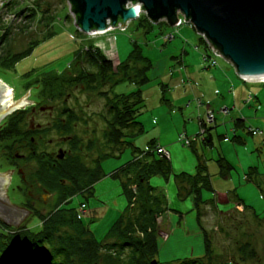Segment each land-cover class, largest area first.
I'll use <instances>...</instances> for the list:
<instances>
[{
  "label": "rangeland",
  "instance_id": "obj_1",
  "mask_svg": "<svg viewBox=\"0 0 264 264\" xmlns=\"http://www.w3.org/2000/svg\"><path fill=\"white\" fill-rule=\"evenodd\" d=\"M35 1L14 0L12 3L4 2L2 5L0 3V37L8 31L5 40L0 42V78L6 82V85L14 88L13 100L21 98L30 90L31 100H36L39 106L46 108L52 106V109L44 111L39 107L34 118L35 124L49 126L64 104L39 101L35 87L26 89L30 78L49 70L62 72L69 69L75 57L91 44L101 48L113 60L117 69L120 62L124 61L133 50L134 45L138 44L144 54L152 59L153 68L149 72L151 80L140 86L143 107L138 120L143 123L144 131L135 136L132 142L134 145L145 147L155 139L157 144L168 150L173 169L178 172L182 167L191 168L196 160L193 144L200 140L203 142L211 132L213 145L206 148L210 149L207 154L212 157L207 161L211 174L219 170L216 160L220 155L235 166L229 177L211 175L215 191L236 193L240 198L234 200L232 197L229 205L225 204L221 211H217L218 216H215L214 210L211 211V208H208L206 215L211 214L208 222L205 221L206 215L203 218V225L210 231L214 240L217 262L219 264H264V80L241 78L228 59L211 51L204 36L190 22L175 27L169 25L166 20H161L152 24L153 29L147 30L146 25L141 24L138 19H133L125 30L116 28L105 34L91 36L78 30L75 23L76 16L68 0H40L41 6L38 7L37 13L32 12L28 7ZM181 16L184 18L183 15ZM49 20H51L50 25L47 24ZM168 34H173L174 37ZM35 39H40V42L29 56L19 61L14 67L2 64L8 53L24 51ZM195 45H198V48ZM203 52L213 54L217 60L216 67L206 68L207 63L203 59ZM189 70L191 75L188 73ZM216 70L228 72L235 78L237 94L234 95L232 91L234 87L230 91L228 88L224 89V82L218 81V77L217 79L213 77ZM192 85L200 90L204 87L207 97L202 90L201 93H195L194 90L190 93ZM138 88L139 85L126 80L115 85L114 91L129 93ZM254 94L259 95L256 101L255 97L253 98ZM198 97L205 101L199 104ZM67 103L78 111L83 108L88 115L86 116L88 125L81 122L77 126L79 134L85 139L96 138L101 141L102 132L106 127L103 118V114H106L105 98L95 92L81 91L76 88L67 97ZM224 108L227 109V113L222 111ZM208 109L213 110L215 114V119H211V122L207 120ZM239 118L244 120L241 126H237L236 121ZM251 128L258 133L253 134ZM234 129L238 130L237 135L242 136V140L234 137ZM181 134L198 139L191 143L192 146L184 145L179 141ZM224 136H227V141H224ZM47 138L50 141L46 148L59 154L60 143H62L60 141L65 139L61 138L55 130L51 131ZM128 139L131 141V137ZM61 147L67 148L65 144ZM93 151L88 153V160L98 155L97 150ZM18 152L26 154L25 149H19ZM6 155L7 152L0 146V170L2 171H6L9 167L20 166L23 170L31 172L37 167L36 161L29 158L28 154L22 159L23 161H19L17 157L7 158ZM131 158L132 146L128 145L120 157L104 160L103 168L107 172L112 171ZM251 166L257 167L259 172L253 174L251 179H246L245 173ZM7 177L10 178V174ZM19 182L18 174H14L4 195L9 203L17 208H21L24 194H26V191L23 193L17 189ZM44 188L40 186L36 192L37 201L42 203L39 207L43 206L40 212L46 214L56 204L54 200L56 196L45 193ZM171 188L173 191L170 194L175 206H189L188 210H190L192 203L183 202L177 198L176 186L170 187L169 190L165 188L166 194L168 195ZM205 195L212 197V194L208 192ZM224 198H219L220 202H224L222 200ZM242 200L251 208L244 210L239 203ZM81 202L87 204L84 210L81 208L83 204L80 206ZM127 204L128 199L123 192L120 178L107 175L96 182L93 194L76 195L65 207L76 209L80 206L78 210L84 223L101 239ZM29 205L26 210L31 213L18 225L9 224L2 218L0 221L2 220L13 229L26 226L39 230L40 217L33 213L36 212L35 205L30 203ZM212 205L214 206L215 203ZM192 211L188 213V217H194V222L199 225L194 204ZM164 218V215L158 218L161 228L159 229L161 261L198 257L204 253L202 230L201 236L196 238L192 236L193 233L190 235L189 232L181 230V224L175 230L172 227L170 229ZM188 219L191 224L190 218ZM5 230L7 229L0 226V232ZM244 242H249L253 249L247 254L242 253L238 248Z\"/></svg>",
  "mask_w": 264,
  "mask_h": 264
},
{
  "label": "trees",
  "instance_id": "obj_2",
  "mask_svg": "<svg viewBox=\"0 0 264 264\" xmlns=\"http://www.w3.org/2000/svg\"><path fill=\"white\" fill-rule=\"evenodd\" d=\"M40 6V0H36L28 7L37 13ZM137 19L146 25L147 30L153 29L154 23L145 13H141ZM50 21H47L48 25ZM7 32L1 35L0 42L5 40ZM39 42L40 39H35L24 51L8 53L2 64L14 67L29 56ZM152 68V59L144 54L138 44L134 45L117 69L101 48L91 44L75 57L69 69L62 72L49 70L28 80L26 89L35 87L39 101L62 102L64 106L49 126L36 129L28 122L30 107L14 111L0 128V146L7 152V158H16L19 149L26 150V154H23H28L37 163L32 175L38 188L44 186L48 192L55 194L56 204L46 214L40 212L42 203L37 201V205L34 204L36 212L33 213L41 220L39 230L26 226L13 229L0 221V226L7 229L0 232V264H219L213 237L203 225L206 209L214 208L213 197L205 195L215 192L207 164L209 159L194 148L197 159L195 172H175L170 157L157 150L159 145L155 139L145 147L132 142L135 136L144 131L143 123L138 120L143 107L140 86L151 80L149 72ZM126 80L139 85V88L129 93H115V85ZM76 88L95 92L106 100V114H103L106 127L101 141L85 139L77 131L79 123L88 125L89 122L83 108L78 111L67 103V97ZM236 122L237 126H241L244 120L239 118ZM53 130L65 139L60 141L61 146H67L62 149L63 157L46 148L50 141L47 135ZM130 137L131 141L128 139ZM234 137L241 139L236 134ZM212 141L210 136L205 137L204 147L212 145ZM128 145L132 146V158L107 172L103 168V161L120 157ZM93 150H97L98 155L88 160V153ZM216 161L220 177H228L235 168L223 155ZM258 172L257 167L251 166L246 178L251 179ZM107 175L120 178L128 204L99 239L84 223L78 210L82 204L87 208L86 202H81L76 209L65 205L76 195L93 194L96 182ZM154 177L165 180L172 178L177 188V198L183 202L190 199L194 204L204 244V253L198 257L160 260L158 218L172 207L169 206L165 190L152 183ZM19 190L25 191L24 188ZM232 197L234 200L240 199L236 193H231ZM239 203L244 205V210L251 208L243 200ZM238 248L244 254L253 250L249 242L241 243Z\"/></svg>",
  "mask_w": 264,
  "mask_h": 264
},
{
  "label": "water",
  "instance_id": "obj_3",
  "mask_svg": "<svg viewBox=\"0 0 264 264\" xmlns=\"http://www.w3.org/2000/svg\"><path fill=\"white\" fill-rule=\"evenodd\" d=\"M3 1L10 0H0ZM68 1L76 16L77 28L86 34L104 32L109 28H127L131 20L139 17V12L145 13L153 23L166 20L169 25L175 26L181 13L207 38L210 47L214 46L234 65L241 78L255 80L253 78L264 76V0ZM29 94L30 90L13 100L12 91L0 81V121L14 110L29 104ZM60 153V157H63L62 149ZM9 174H0V181L6 180L8 185ZM5 191L6 188L4 191L0 189V218L18 225L25 218L19 222L11 219L24 211L9 203L4 196Z\"/></svg>",
  "mask_w": 264,
  "mask_h": 264
},
{
  "label": "crops",
  "instance_id": "obj_4",
  "mask_svg": "<svg viewBox=\"0 0 264 264\" xmlns=\"http://www.w3.org/2000/svg\"><path fill=\"white\" fill-rule=\"evenodd\" d=\"M195 47L196 48H198V45H195ZM204 53L205 52H203V56H204ZM217 66V65H216ZM215 66V67H216ZM212 67H214V66H207L206 68H212ZM191 70H189L188 71V73L191 75V72H190ZM213 77H218V81H222V82H224V84H223V86L225 85V88L224 89H226V88H228V90L230 91V90H232L233 89V87H234V89L232 90V91H234L233 93H234V95L235 94H237V89H236V87H237V85L235 84V78L234 77H232V76H230L229 74H228V72H223V71H215V73H214V75H213ZM217 79V78H216ZM0 81L2 82V83H4V84H6V82H4L1 78H0ZM244 81V80H243ZM246 83H247V81H245ZM196 85V84H195ZM195 85H192V87H191V91H190V93H192V91L194 90L195 91V93H201V90H202V92L205 94V97H207L206 96V91L204 90V87H203V89H201L200 90V88H198V87H195ZM7 87L10 89V91H12V93L14 94V88L13 87H11L10 85H7ZM256 94H254L253 95V98H254V100L256 101V99H258L259 98V95L257 96H255ZM197 99H202V98H197ZM231 101H232V99H230ZM203 101H205V100H203ZM253 101V100H252ZM197 106H199L198 104H197ZM200 107V106H199ZM234 133L237 135V133H238V130H236V129H234ZM239 134V133H238ZM208 136H210L211 138H212V140H213V134L211 133V132H209L208 133ZM240 138H242L243 139V137L242 136H239ZM237 139H239V138H237ZM241 139V140H242ZM228 140V138H227V136H224V141H227ZM214 141V140H213ZM212 141V142H213ZM159 146H161L160 144H158ZM213 145V144H212ZM212 145H210V146H208V147H212ZM193 148H195V149H197V150H199L201 153H204V155H205V157L207 158V159H212V157H210V156H208V154H207V152L210 150V149H206V148H208V147H204V143L200 140V141H198V142H195L194 144H193V146H192ZM221 152H219V154H220ZM195 162H194V164L191 166V168H185V167H182V169L181 170H179L178 172H180V171H187V172H190V173H193V172H195V170H196V165H197V159L196 160H194ZM182 162V161H181ZM183 165H185L184 163H183ZM208 168H209V170H210V172H211V169H210V166L208 165ZM212 173V172H211ZM215 173V174H214ZM213 174H211V175H219V170L217 171V172H214ZM231 175V172H230V174L228 175V177ZM245 178H246V173H245ZM247 179V178H246ZM172 182H173V179L171 178L170 180H166L165 181V179L164 178H161V177H154L153 179H152V183L154 184V185H156V186H159V187H161V188H163L164 190H165V192H166V189L168 188V190H169V188L170 187H174L175 185H172ZM166 188V189H165ZM173 191V189L171 188V191H168V195H167V198H168V201H169V206H171L172 207V209H170V210H168L167 212H165L163 215H164V221L167 223V227H169L170 229H171V227H172V229L173 230H175V228H179V227H177V226H179V224H181L182 226H180V229L182 230H184L185 232L187 231V232H189V234L190 235H192V233H193V237H195L196 236V238H199L200 236H201V228L199 227V225L197 224V223H195L194 222V217H188V213H191V212H193L192 211V208H193V203H192V201L190 200V199H188V200H186V201H190L191 203H192V208H190V210H188L189 208V206L188 207H186V206H182V205H178V206H175V203L173 202V199H172V194H170L171 192ZM230 193V192H229ZM226 193V192H222V193H217L216 191L212 194V197H213V201H214V203H215V205H214V208L211 210V211H213L214 210V212H215V216H218L219 215V213L217 212L218 210H222V207H224L223 205H229L230 204V200H232L231 198H230V194L232 193ZM233 194V193H232ZM223 197H225L224 199H222V200H224V202H220V199L219 198H223ZM242 206H243V208H244V205L242 204ZM206 212H208V208L206 209ZM207 214V213H206ZM211 214H209V215H206V222H208V218H209V216H210ZM188 218H190V220H191V224L188 222ZM192 221H193V225H192ZM186 226V227H185ZM161 229V228H160ZM189 230V231H188ZM201 254V253H200Z\"/></svg>",
  "mask_w": 264,
  "mask_h": 264
},
{
  "label": "flooded vegetation",
  "instance_id": "obj_5",
  "mask_svg": "<svg viewBox=\"0 0 264 264\" xmlns=\"http://www.w3.org/2000/svg\"><path fill=\"white\" fill-rule=\"evenodd\" d=\"M27 100L29 101V104H27L25 107H22L20 109H26L27 107H30V111H29V118H30V120L28 121L29 124H30V126L33 129L43 128V125L42 124H35L34 123V118H35L36 112H37V110H38L39 107H40V109L42 111H44V110H47V109L48 110L49 109H52V106H50L48 108L43 107V106H39V104H38V102L36 100H31L30 95L28 96ZM17 110H19V109H16L14 111H17ZM10 114H8V115H10ZM8 115H6L0 121V128L4 124V122H5V120H6V118H7ZM43 141H44V138H42V142ZM31 148H34V146H32ZM59 148L60 149H63L61 146ZM15 155H16L17 159H20L19 161H23L22 159L25 158V154L20 153V152L19 153L17 152ZM58 157H60V153H59V156ZM0 171H1L0 174H3L2 172H10L11 173L10 174V178H9L10 179L9 180V184L8 185H6V180L0 181V189L1 190L4 191L5 188L7 189L8 186H10L12 176H14V174H18V176L20 178V182H19V184L17 186V189L24 188L25 191H26L25 192L26 194H24L26 197L24 196V201L21 203L22 206H21V208H19V210H23L24 211L23 214L22 215H19V216L17 215L13 219H11V221H13V222H19V221H21V220H23L25 218L24 216H27V214H29V212L26 211V208H28L30 206L29 203L31 205L37 203L36 201H37L38 195H37L36 189L38 188V184H37L36 178L32 175V171L31 172H28V170H26V169L23 170L20 166H18L17 168H15V167H9V169H7L6 171H2V170H0ZM44 191H45V193H50L51 195H53V193L48 192L46 188H44Z\"/></svg>",
  "mask_w": 264,
  "mask_h": 264
},
{
  "label": "built area",
  "instance_id": "obj_6",
  "mask_svg": "<svg viewBox=\"0 0 264 264\" xmlns=\"http://www.w3.org/2000/svg\"><path fill=\"white\" fill-rule=\"evenodd\" d=\"M4 2H7V1L0 2L1 5H2ZM141 13H142V12H139V16L141 15ZM181 15H183V14L179 13V15H178V16H179V21H178V23L175 25V27H180V26H182L185 22H188V21H186L185 16L183 15V16H184V18H183ZM128 24H129V23H128ZM120 28H121V30H125V29H126V28H122V27H120ZM112 29H113V28H109V29H107V30L104 31V32L93 31V32L89 33L88 35H91V36L101 35V34H105V33L109 32V31H111ZM80 31H81V30H80ZM168 36H170V37H174L173 34H168ZM204 39H205V41L207 42V44H208L209 48L211 49V51H212L213 53H215L216 55L220 56L221 54L218 53L217 50H215V47H214V46H211V47H210V42L207 40V38H206L205 36H204ZM203 59H204V61L207 63V66H216V65H217V60H216V58L213 56V54L210 55V54L204 53ZM263 80H264V79H263ZM197 101H198L199 104H202V103H203V100H202V99H197ZM222 111H223L224 113H227V109H225V108L222 109ZM207 114H208V118H207L208 121L211 122V119H212V120L215 119V114H214V111H213V110L208 109ZM207 120H206V121H207ZM250 130L252 131L253 134H257V133H258V131L255 130V129H252V128H251ZM196 139H198V138H196V137L191 138V137H188L187 135H184V134H181L180 137H179V141L182 142L184 145H191V143H192L193 141H195ZM158 151H159L160 153H162L163 155H166V156L169 157V152H168V150H166V148H165L164 146H159V147H158ZM81 208L84 210V209H85V205L83 204V205L81 206Z\"/></svg>",
  "mask_w": 264,
  "mask_h": 264
},
{
  "label": "bare ground",
  "instance_id": "obj_7",
  "mask_svg": "<svg viewBox=\"0 0 264 264\" xmlns=\"http://www.w3.org/2000/svg\"><path fill=\"white\" fill-rule=\"evenodd\" d=\"M253 79H255V80H263L264 79V76H261V77H257V78H253ZM15 104V103H14ZM13 104V105H14Z\"/></svg>",
  "mask_w": 264,
  "mask_h": 264
}]
</instances>
